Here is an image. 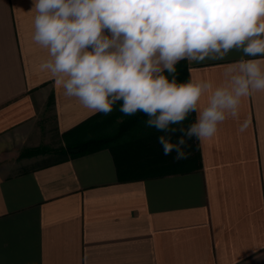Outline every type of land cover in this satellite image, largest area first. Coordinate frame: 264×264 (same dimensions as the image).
<instances>
[{
	"label": "crops",
	"instance_id": "0c3cea01",
	"mask_svg": "<svg viewBox=\"0 0 264 264\" xmlns=\"http://www.w3.org/2000/svg\"><path fill=\"white\" fill-rule=\"evenodd\" d=\"M31 7L0 0V264H264V92L213 138L189 140L179 162L152 128L120 170L106 148L33 154L77 143L99 113L40 71L47 50L32 39ZM240 58L185 61L183 81L219 82Z\"/></svg>",
	"mask_w": 264,
	"mask_h": 264
},
{
	"label": "clouds",
	"instance_id": "9594fccd",
	"mask_svg": "<svg viewBox=\"0 0 264 264\" xmlns=\"http://www.w3.org/2000/svg\"><path fill=\"white\" fill-rule=\"evenodd\" d=\"M31 2L32 39L47 50L40 71L93 113L117 104L125 116L142 113L175 162L189 157V140L213 138L227 119L239 120L244 98L264 92V0ZM233 51L241 58L219 82L178 81L181 61H222Z\"/></svg>",
	"mask_w": 264,
	"mask_h": 264
},
{
	"label": "trees",
	"instance_id": "16d2710c",
	"mask_svg": "<svg viewBox=\"0 0 264 264\" xmlns=\"http://www.w3.org/2000/svg\"><path fill=\"white\" fill-rule=\"evenodd\" d=\"M177 77L178 81L182 82L187 77V70L185 61H181L177 65ZM120 105H115L114 108ZM101 113L93 116L91 119L87 120L84 124L97 119V117ZM134 118L126 119L125 122L120 126L119 130L111 135H100L94 136L90 139L77 142L73 145H67L66 148H58V149H33L31 153H38L41 151H49L58 154H69L71 156L82 155L86 153H90L99 149H109L113 154L116 162L117 168H123L129 163L133 165L134 156L138 155L140 149L144 145V139L139 136L129 135L133 130H137V128L146 120V117L142 113H137L133 116ZM83 124V125H84ZM129 135V136H128ZM123 136H127L126 140ZM120 140H122L120 142ZM125 140V141H124ZM115 141V142H114ZM113 145L110 146V143ZM120 142V143H119ZM132 160V161H131ZM133 168H136L132 166Z\"/></svg>",
	"mask_w": 264,
	"mask_h": 264
},
{
	"label": "rangeland",
	"instance_id": "374dc122",
	"mask_svg": "<svg viewBox=\"0 0 264 264\" xmlns=\"http://www.w3.org/2000/svg\"><path fill=\"white\" fill-rule=\"evenodd\" d=\"M119 107L113 108V111L110 114H100L97 119H94L84 125H82L78 131L79 139L78 142L90 139L94 136H100V135H111L114 134L116 131L119 130L120 126L125 122L126 119L134 118L133 116H125L119 111ZM145 125L144 122L137 128V130H133L129 135L139 136L141 137L142 134L145 131ZM128 135V136H129ZM127 136H123L122 139L125 138L126 140ZM124 140V141H125ZM122 140H120L121 142ZM115 142V141H114ZM114 142L110 143V146L114 144ZM119 142V143H120ZM69 145V144H68ZM67 146V145H66ZM66 146L64 148H66Z\"/></svg>",
	"mask_w": 264,
	"mask_h": 264
}]
</instances>
